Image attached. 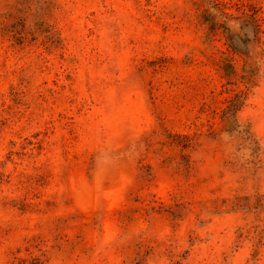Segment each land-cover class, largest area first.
Here are the masks:
<instances>
[{"label": "rangeland", "instance_id": "1", "mask_svg": "<svg viewBox=\"0 0 264 264\" xmlns=\"http://www.w3.org/2000/svg\"><path fill=\"white\" fill-rule=\"evenodd\" d=\"M0 264H264V0H0Z\"/></svg>", "mask_w": 264, "mask_h": 264}]
</instances>
